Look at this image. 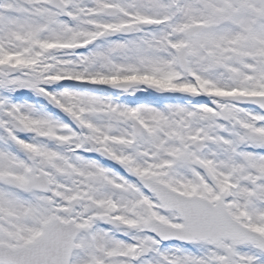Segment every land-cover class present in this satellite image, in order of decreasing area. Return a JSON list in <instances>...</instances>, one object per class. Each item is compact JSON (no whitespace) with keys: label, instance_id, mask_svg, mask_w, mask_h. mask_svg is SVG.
Masks as SVG:
<instances>
[{"label":"snow or ice","instance_id":"1","mask_svg":"<svg viewBox=\"0 0 264 264\" xmlns=\"http://www.w3.org/2000/svg\"><path fill=\"white\" fill-rule=\"evenodd\" d=\"M0 264H264V0H0Z\"/></svg>","mask_w":264,"mask_h":264}]
</instances>
